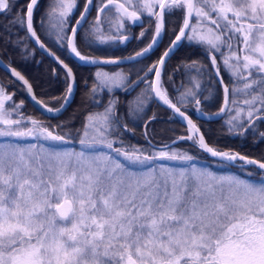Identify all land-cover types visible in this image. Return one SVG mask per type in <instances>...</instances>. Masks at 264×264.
<instances>
[{"label":"snow or ice","instance_id":"snow-or-ice-1","mask_svg":"<svg viewBox=\"0 0 264 264\" xmlns=\"http://www.w3.org/2000/svg\"><path fill=\"white\" fill-rule=\"evenodd\" d=\"M41 2L23 0L18 7L22 0H0V15L15 13L11 24L54 59L65 84L60 95L40 100L29 80L5 65L16 79L0 82V264H264V154L254 158L220 146L224 136L264 142V0H50L38 22L41 34L85 64H139L165 35L175 36L151 64L129 73L97 71L90 88L85 82L89 103L99 107L102 94L110 98L102 113H89L75 131L70 128L74 117L53 125L25 116L24 102L16 103L7 91L23 82L50 119L71 104L75 73L34 28ZM93 8L96 15L89 20ZM142 17L149 26L133 37L130 28L142 26ZM149 36L140 51L114 59L79 50V45L111 48ZM185 44L200 47L211 67L181 60L174 72L194 70L201 79L189 77L191 87L173 102L162 74ZM24 54H33L27 45ZM152 74L155 79L149 80ZM131 75L137 79L128 83ZM140 84L145 87L125 101L120 115V102L111 94L117 89L131 93ZM216 85L223 101L216 112L206 113L200 105L215 95ZM239 95L247 98L238 106ZM151 102L166 106L173 112L169 120L178 117L185 125V135L159 149L149 128L158 116L144 119ZM189 112L223 123L214 133ZM125 118L142 121L145 146L121 139L125 132L134 135ZM178 143L190 144L197 155L190 149L169 151ZM202 156L211 164H199Z\"/></svg>","mask_w":264,"mask_h":264},{"label":"trees","instance_id":"trees-1","mask_svg":"<svg viewBox=\"0 0 264 264\" xmlns=\"http://www.w3.org/2000/svg\"><path fill=\"white\" fill-rule=\"evenodd\" d=\"M49 2L50 0H42L39 9L34 12V28H36L37 34L41 36V40L46 43L55 53H57L66 63H68L69 66L72 67L73 72L75 73L76 90L73 95L71 104L67 107V110L64 111L62 115L57 116L55 119H50V115L44 113L42 114V112H40L31 104L30 100L28 99L26 89L22 87V82H15L12 86L7 88V91L9 93L14 94L13 99L16 103H19L21 101L24 102V107L22 111L25 116L31 115L36 119L43 120L45 122H50L53 125L61 121L66 122L70 117H74V121L73 123H71L70 128L75 131L77 129L82 128V125L85 121V117L89 112L101 108L103 104H106L108 102L109 98L107 97L106 93L102 94L103 104L99 107L89 103L87 98L91 97V92L89 91V89L85 88V82H87L89 88L93 84L92 70L94 66L77 62L67 53L66 49L57 47V45L52 39H49L45 35L41 34L40 29L38 27V22L40 17L47 10ZM22 6L23 0L18 7ZM94 13H96L95 8H93L92 14L88 17V19L93 16ZM14 15L15 13L7 16L0 15V56L7 63L17 68L29 80V82L33 86L35 94L41 100L47 101L53 96L60 95L61 93H63L65 88L63 79L64 72L57 65L53 58L43 53L32 43V41L24 40V37L26 36V31L20 29L18 26H13L11 24V20L13 19ZM87 27V24L84 25L85 29H87ZM169 27H171V25H169ZM132 36L135 37L134 33ZM172 37L173 36L165 35L163 37V42L157 45L153 51L148 53L147 59L140 58L139 64H134L133 62H124L119 65H122L126 73H129V70L133 67L140 68L144 64H151L152 62L157 60V57L160 55L163 47L172 39ZM18 39L23 40V43L16 45L14 42ZM144 39L148 40L149 38ZM144 39L139 41L137 39H131L126 43H120L118 46L111 47L108 51L106 49H99L96 47L86 48L83 47V45L79 46L80 49H82L83 51L87 52L88 50L89 52L94 54L123 55L138 50L143 44V42L140 41L145 42ZM9 41L12 42L10 43ZM25 45H27L28 51L33 54H24ZM217 59L219 61V57H217ZM181 60H183L185 63H190L191 61H201L203 64L208 65L209 68L211 67L208 57L202 53V49L200 47H193L188 44H185V46L178 48L175 53L171 56V58L167 60L165 70L162 74L164 84L166 85L169 96L171 99H173V102H175V99L179 96L181 92H184L186 89L191 87V84L189 83V77H194L197 80L201 79V77H198L196 75V72L194 70H181L173 73L174 68L177 67L178 63ZM53 70H55V74ZM221 74L224 77V82L229 83L228 73L224 72L222 69ZM140 75H143V73H140ZM169 76H171L172 79L174 76V78L176 79V87L171 84V81L169 82ZM134 77L136 76H130L131 79H133ZM15 79L16 78L10 76V73L8 71L4 70L0 66V82L7 84L9 81H15ZM182 82L183 87L181 86ZM173 89H178L179 91H174ZM112 94L116 95V99H118L120 102L118 112L120 113V111H122V115H124V103L128 100V92L126 93L125 91L117 89L114 90ZM204 95H208V92L205 91ZM97 98L99 99V97ZM221 99L222 89L219 85H216L215 95L207 103L203 102L202 100L200 107L206 113L214 112L220 107ZM51 105L56 106V104ZM154 108L157 109L156 114L158 116V119L149 126L150 132L153 133L151 137L153 143L165 144L169 141L168 139H170L171 137V139L173 140L176 137L185 134V125L180 123L177 117L173 118L170 121L169 117H173L171 111L165 106H160V104L158 103L153 102L152 104H150V107L147 110V114L144 116L145 120H147L148 117L153 114L152 112ZM190 113L194 117V120L197 124H203L204 128H210L214 133L217 129L220 128V125L223 123V120L220 118H214L211 121L206 122L204 117H200L196 113L189 112V114ZM122 122L127 123L129 129L134 132V135L125 132L124 135L121 137L126 142V144L139 145L140 147L145 146L144 136L142 135V121L137 120L136 122H133L125 118ZM170 129H175V131H170ZM67 130L68 129H65V131ZM79 138V136L75 137L76 140H78ZM175 145L181 147L183 150L190 149L191 152L192 150H196L195 148H192L191 145L188 143H178ZM220 146L226 148L230 147L234 151H239L257 157H260L261 154H264V142L259 144H253L251 137H249L247 140H240L239 138L224 136L220 140ZM247 171L254 172L255 170L253 168H249Z\"/></svg>","mask_w":264,"mask_h":264},{"label":"rangeland","instance_id":"rangeland-1","mask_svg":"<svg viewBox=\"0 0 264 264\" xmlns=\"http://www.w3.org/2000/svg\"><path fill=\"white\" fill-rule=\"evenodd\" d=\"M121 1H123L124 2V0H121ZM96 11V10H95ZM78 12H77V16H78ZM95 15H96V13H94L93 14V16H91L90 18H89V20H92L93 19V17H95ZM74 22V21H73ZM129 23H131V22H129ZM149 26V24H148V21H147V19H144L143 17H142V26H140V24H137V25H135V26H132L131 28H130V32L132 33V35H133V33H134V35H135V37H137V36H139V33L143 30V29H145L146 27H148ZM106 35H109V34H111V33H105ZM125 35H127V33H124ZM151 35V34H150ZM145 40V42L144 41H140V42H143V44H142V46L139 48V49H141L142 47H144L149 41H150V37H149V39L147 40V39H144ZM171 41V40H170ZM169 41V42H170ZM169 42L167 43V44H165V46L163 47V49H165L166 48V46L169 44ZM33 43V42H32ZM120 44V43H119ZM119 44H115V45H113V46H118ZM112 46V47H113ZM99 49H106L107 51L110 49V48H99ZM138 49V50H139ZM79 50L82 52V54H84V55H90V56H105V55H101V54H94V53H91V52H89L88 50H87V52L86 51H83L82 49H80V46H79ZM137 51V50H136ZM133 52H135V51H133ZM58 55V54H57ZM108 55H113V54H108ZM123 55H125V54H123ZM59 56V55H58ZM2 58V57H1ZM3 59V58H2ZM4 60V59H3ZM68 64V63H67ZM13 66V65H12ZM14 67V66H13ZM17 69V68H16ZM175 69V68H174ZM18 70V69H17ZM19 71V70H18ZM93 77H94V74L97 72V71H102V72H107V73H117V72H121V71H123L124 73H126V71H125V69L123 68V66L122 65H107V66H104V67H96V66H94L93 67ZM20 72V71H19ZM176 72V71H175ZM173 73H174V71H173ZM152 76V75H151ZM151 76H149V77H151ZM175 76V75H174ZM174 76H173V79L171 78V84L174 86V87H176L177 86V81H176V79L174 78ZM137 79V77H134L133 79H131L130 78V80L128 81V83H131L132 81H135ZM162 80H163V78H162ZM145 83H147V81L145 82ZM243 85H239V87H242ZM145 87V84H140L138 87H136L135 88V90L134 91H132L131 93H128V96H127V98H128V100H131L133 97H135L136 95H137V93H139L140 91H141V89H143ZM164 88L167 90V87H166V85L164 84ZM167 92H168V90H167ZM168 95H169V93H168ZM37 96V95H36ZM112 97H114V98H117V96L116 95H111ZM99 97V96H98ZM107 97L108 98H110L109 97V95L107 94ZM170 97V96H169ZM37 98H38V96H37ZM247 97H245L244 95H239V96H237L235 99L237 100V102H238V106L240 105V104H242V101L244 100V99H246ZM38 99H40V98H38ZM41 100V99H40ZM222 101H223V97H222V99H221V103H222ZM153 102H151L150 104H152ZM155 103V102H154ZM221 103H220V105H221ZM107 104V103H106ZM106 104H103L102 106H101V108H98V109H96V110H94V111H92V112H89V113H102L103 111H104V105H106ZM50 107H52V108H56V107H58L57 105L56 106H54V105H49ZM36 108V107H35ZM37 109V108H36ZM219 109V108H218ZM217 109V110H218ZM217 110H215L214 112H216ZM171 111V110H170ZM41 112V111H40ZM214 112H211V113H214ZM88 113V114H89ZM152 113H157V109H153V112ZM192 113H194V112H192ZM87 114V115H88ZM120 115H122V111H120V113H119ZM171 114L173 115V112L171 111ZM189 114V113H188ZM48 115V114H47ZM86 115V116H87ZM193 119H194V117L191 115V113L189 114ZM14 118V117H13ZM178 118V117H177ZM229 117L228 116H225L224 117V119H228ZM179 119V118H178ZM195 121V120H194ZM261 131H264L263 129L261 130ZM185 133V132H184ZM172 138V137H171ZM168 139L167 141L168 142H166V143H169L172 139ZM122 139V138H121ZM34 142V141H33ZM125 142V141H124ZM125 144H126V142H125ZM154 144H156L157 145V149H159V147L162 145V143L161 144H159V143H154ZM75 147H79V145L77 144V145H74ZM136 146H139V145H136ZM114 147H120V145L119 144H114ZM140 147V146H139ZM222 148H226V147H222ZM172 150H183L181 147H179V146H176V145H174L173 146V148H170L169 149V151H172ZM189 154H191V155H193V156H196L197 155V150H192V152L190 151L189 152ZM250 156H252V157H255V158H259V157H257V156H254V155H250ZM204 162H206V163H204ZM198 163L199 164H201V165H210L211 164V162H210V160L208 159V158H204V157H201L200 159H199V161H198ZM213 167H214V165H213ZM216 171H226V170H224V169H216ZM233 171H237V170H235V169H233Z\"/></svg>","mask_w":264,"mask_h":264},{"label":"water","instance_id":"water-1","mask_svg":"<svg viewBox=\"0 0 264 264\" xmlns=\"http://www.w3.org/2000/svg\"><path fill=\"white\" fill-rule=\"evenodd\" d=\"M121 2H123V1H121ZM79 15V14H78ZM74 23V22H73ZM179 31V29L177 30V32ZM175 39V36H173L172 37V39L171 40H174ZM33 42V41H32ZM150 42V41H149ZM148 42V43H149ZM171 42V41H170ZM170 42H169V44L166 46V48L170 45ZM147 43V44H148ZM33 44L37 47V48H39L38 46H37V44L35 43V42H33ZM46 44V43H45ZM146 44V45H147ZM145 45V46H146ZM46 46H47V48L48 49H51L47 44H46ZM144 46V47H145ZM144 47H142L141 49H143ZM165 48V49H166ZM40 49V48H39ZM141 49H139V50H137V51H140ZM164 49V50H165ZM41 50V49H40ZM163 50V51H164ZM43 53H45V54H47V52L46 51H44V50H41ZM51 51H53L52 49H51ZM163 51H162V53H163ZM54 52V51H53ZM136 52V51H135ZM135 52H132V53H129V54H125V55H105V56H92V57H99V58H108V57H111V58H117V57H122V56H127V55H130V54H134ZM161 53V54H162ZM48 55V54H47ZM56 55H57V53H56ZM50 56V55H49ZM58 56V55H57ZM51 57V56H50ZM160 57V56H159ZM52 58V57H51ZM61 58V57H60ZM73 58V57H72ZM62 59V58H61ZM74 59V58H73ZM159 59V58H158ZM0 61H2V63H0V66L4 69V70H6V71H8V69L7 68H5V65H9V63H7L5 60H3L2 58H1V56H0ZM77 62H80V63H83V62H81V61H78V60H76ZM66 63V62H65ZM83 64H85V63H83ZM89 65V64H88ZM10 66L11 67H13L11 64H10ZM13 68H15V67H13ZM17 70V69H16ZM18 71V70H17ZM9 72V71H8ZM22 74V73H21ZM23 75V74H22ZM26 78V77H25ZM27 79V78H26ZM155 79V77H154V74H153V76H152V80H154ZM23 83V82H22ZM33 92H34V90H33ZM35 93V92H34ZM36 95V94H35ZM27 96H28V99L30 100V102H31V104L34 106V107H36L39 111H41L42 112V110L39 108V106L38 105H36L34 102H33V100L30 98V96H29V94L27 93ZM37 97V96H36ZM179 106V105H178ZM166 107V106H165ZM44 114H47V113H44ZM48 115H50V114H48ZM189 115V114H188ZM193 119V118H192ZM194 120V119H193ZM185 135V134H184ZM173 140H175V139H173ZM172 141V140H171ZM255 158V157H254Z\"/></svg>","mask_w":264,"mask_h":264},{"label":"flooded vegetation","instance_id":"flooded-vegetation-1","mask_svg":"<svg viewBox=\"0 0 264 264\" xmlns=\"http://www.w3.org/2000/svg\"><path fill=\"white\" fill-rule=\"evenodd\" d=\"M131 35H132V33H131ZM127 42H128V41H127ZM125 43H126V42H125ZM163 50H164V49H162V51H163ZM162 51H161V53H162ZM131 53H132V52H131ZM161 53H160V55H161ZM128 54H129V53H128ZM160 55H159V56H160ZM159 56L157 57V60H158ZM152 76H153V74H152ZM152 76L149 77L148 79H149V80H152ZM226 84H227V83H226ZM126 93H127V92H126ZM222 97H223V92H222ZM262 129H263V125L260 126V130H262Z\"/></svg>","mask_w":264,"mask_h":264}]
</instances>
